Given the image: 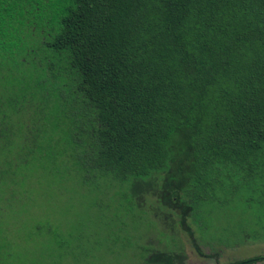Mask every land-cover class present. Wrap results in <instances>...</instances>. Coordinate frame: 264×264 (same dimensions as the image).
Listing matches in <instances>:
<instances>
[{
    "label": "trees",
    "instance_id": "1",
    "mask_svg": "<svg viewBox=\"0 0 264 264\" xmlns=\"http://www.w3.org/2000/svg\"><path fill=\"white\" fill-rule=\"evenodd\" d=\"M35 149L77 170L79 189H120L129 215L180 219L192 238L243 192L264 209V0H0L9 206ZM54 185L45 175L38 190Z\"/></svg>",
    "mask_w": 264,
    "mask_h": 264
},
{
    "label": "rangeland",
    "instance_id": "2",
    "mask_svg": "<svg viewBox=\"0 0 264 264\" xmlns=\"http://www.w3.org/2000/svg\"><path fill=\"white\" fill-rule=\"evenodd\" d=\"M26 117L24 146L33 143L37 130L34 113ZM27 152L28 161L19 155L17 173L21 185L33 188L20 185L11 206L9 191L0 189V212L2 207L6 212L0 216L5 227L0 264H228L264 255V209L247 207L245 192L241 203L208 209L202 230L194 226L192 238L180 219L131 216L121 206L120 189H79L78 171L60 166L59 156L49 160L37 149ZM43 161L56 165L48 163L45 170ZM45 175L55 176L63 186L53 187L64 191H39Z\"/></svg>",
    "mask_w": 264,
    "mask_h": 264
}]
</instances>
